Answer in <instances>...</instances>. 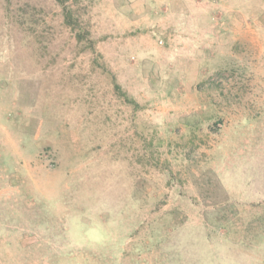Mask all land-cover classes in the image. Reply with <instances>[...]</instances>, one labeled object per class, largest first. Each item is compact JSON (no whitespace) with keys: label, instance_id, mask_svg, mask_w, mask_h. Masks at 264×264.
<instances>
[{"label":"rangeland","instance_id":"1","mask_svg":"<svg viewBox=\"0 0 264 264\" xmlns=\"http://www.w3.org/2000/svg\"><path fill=\"white\" fill-rule=\"evenodd\" d=\"M68 5L0 0V264H264V0Z\"/></svg>","mask_w":264,"mask_h":264},{"label":"trees","instance_id":"2","mask_svg":"<svg viewBox=\"0 0 264 264\" xmlns=\"http://www.w3.org/2000/svg\"><path fill=\"white\" fill-rule=\"evenodd\" d=\"M56 1L60 6H62L65 24L70 27V29L75 33V38L77 42L83 44L87 49L94 50L95 43L92 39L86 37L85 32L81 28L80 22L76 19L77 17L73 7L68 5L69 0ZM115 90L120 96L125 98L127 103L133 105L134 107L137 106V103L133 99H130L127 94L123 93L119 85L115 84Z\"/></svg>","mask_w":264,"mask_h":264}]
</instances>
